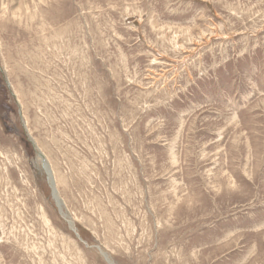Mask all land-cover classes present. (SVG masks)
Returning <instances> with one entry per match:
<instances>
[{
    "label": "rangeland",
    "instance_id": "obj_1",
    "mask_svg": "<svg viewBox=\"0 0 264 264\" xmlns=\"http://www.w3.org/2000/svg\"><path fill=\"white\" fill-rule=\"evenodd\" d=\"M0 264H264V0H0Z\"/></svg>",
    "mask_w": 264,
    "mask_h": 264
},
{
    "label": "bare ground",
    "instance_id": "obj_2",
    "mask_svg": "<svg viewBox=\"0 0 264 264\" xmlns=\"http://www.w3.org/2000/svg\"><path fill=\"white\" fill-rule=\"evenodd\" d=\"M41 158H43V162H44V165H45V168H46V170L48 171V174H49V176H50V179H51V181H52V183H53V187H54V189H53V194H54V197H55V199L57 200V202H58V204H59V195H58V191H57V188H56V183H55V181H54V174H53V171H52V169H50V167H49V164H48V162L46 161V158H45V156H44V154H42L41 155ZM60 205V204H59ZM61 206V205H60ZM61 211H62V209H61ZM71 222V224H72V226L74 227V224H73V222L72 221H70ZM75 228V227H74ZM108 256V255H107Z\"/></svg>",
    "mask_w": 264,
    "mask_h": 264
},
{
    "label": "water",
    "instance_id": "obj_3",
    "mask_svg": "<svg viewBox=\"0 0 264 264\" xmlns=\"http://www.w3.org/2000/svg\"><path fill=\"white\" fill-rule=\"evenodd\" d=\"M47 172V171H46ZM47 174H48V172H47ZM49 175V174H48ZM54 199H55V197H54ZM56 200V199H55ZM56 203H57V206L59 207V209H60V211H61V206L58 204V202L56 201ZM71 223V222H70Z\"/></svg>",
    "mask_w": 264,
    "mask_h": 264
}]
</instances>
